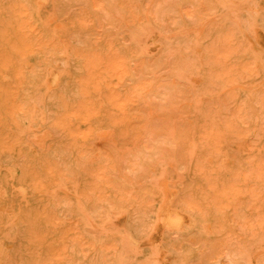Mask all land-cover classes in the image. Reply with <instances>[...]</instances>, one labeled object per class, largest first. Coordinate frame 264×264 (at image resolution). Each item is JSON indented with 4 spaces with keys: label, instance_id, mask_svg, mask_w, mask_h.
Listing matches in <instances>:
<instances>
[{
    "label": "rangeland",
    "instance_id": "1",
    "mask_svg": "<svg viewBox=\"0 0 264 264\" xmlns=\"http://www.w3.org/2000/svg\"><path fill=\"white\" fill-rule=\"evenodd\" d=\"M0 264H264V0H0Z\"/></svg>",
    "mask_w": 264,
    "mask_h": 264
},
{
    "label": "bare ground",
    "instance_id": "2",
    "mask_svg": "<svg viewBox=\"0 0 264 264\" xmlns=\"http://www.w3.org/2000/svg\"><path fill=\"white\" fill-rule=\"evenodd\" d=\"M161 220H162V225L180 226V225H184L187 219L181 214L178 213L172 214L170 212H166L164 213L163 218Z\"/></svg>",
    "mask_w": 264,
    "mask_h": 264
}]
</instances>
